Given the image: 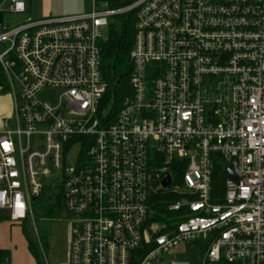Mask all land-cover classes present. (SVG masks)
Returning a JSON list of instances; mask_svg holds the SVG:
<instances>
[{
  "label": "built area",
  "instance_id": "2783aa9c",
  "mask_svg": "<svg viewBox=\"0 0 264 264\" xmlns=\"http://www.w3.org/2000/svg\"><path fill=\"white\" fill-rule=\"evenodd\" d=\"M28 1L0 2V16L25 14ZM98 2L0 23L14 105L0 128V211L35 225V201L61 197L63 264H168L162 255L182 242L204 249L202 264H264V0ZM130 12L132 96L112 115L101 29ZM45 90L57 99L42 101ZM155 197L164 220L154 221Z\"/></svg>",
  "mask_w": 264,
  "mask_h": 264
},
{
  "label": "rangeland",
  "instance_id": "374dc122",
  "mask_svg": "<svg viewBox=\"0 0 264 264\" xmlns=\"http://www.w3.org/2000/svg\"><path fill=\"white\" fill-rule=\"evenodd\" d=\"M41 2V1H40ZM38 5V4H37ZM61 5L66 9L84 10L90 13L92 11V0H62ZM40 6L42 7L43 5ZM108 7L104 2H98V10H104ZM109 9V8H108ZM5 21L15 24V22L26 19V15L21 17L14 14H4ZM111 23L117 22L116 18H110ZM109 29H101L102 39L108 37ZM58 97V91L45 90L39 95L42 101L53 102ZM0 109L2 115L13 118L14 105L10 93L0 90ZM80 148L72 149L68 154V165H76ZM39 201L34 204V221L30 220L29 234L33 241L40 264H63L66 261L67 254V219L65 214L60 217L43 215L39 209ZM0 247L8 249L11 253L10 261L6 264H37L35 258L27 248V242L22 234L21 227L8 220L0 222ZM204 249L200 245L182 242L177 245L170 253L162 255V259L168 264H202L204 260Z\"/></svg>",
  "mask_w": 264,
  "mask_h": 264
},
{
  "label": "trees",
  "instance_id": "16d2710c",
  "mask_svg": "<svg viewBox=\"0 0 264 264\" xmlns=\"http://www.w3.org/2000/svg\"><path fill=\"white\" fill-rule=\"evenodd\" d=\"M4 0H0L2 2ZM105 2L110 10H118L120 8L129 6L138 0H98ZM116 24L110 23L108 26V37L101 40V70L103 79L107 84L106 94L104 96L103 106L108 113L112 115L117 114L121 109L124 101L132 96V88L130 85V75L132 71V64L130 54L133 49L135 39V14L133 12L116 17ZM0 90L2 92L8 91V80L3 68L0 65ZM225 174L222 167L218 169L215 180L213 182V189L216 192H223V184L225 181ZM177 198L170 197V200ZM156 205L154 208V221L164 220L166 218L164 197H155ZM39 203V209L43 215L60 217L65 214L61 197L53 200L52 197H41L35 201ZM8 220L7 215L0 211V222ZM10 222V221H9ZM29 223L19 225L22 234L27 242V248L31 255L40 264L39 256L37 255L31 235L29 234L30 228L27 226ZM11 253L9 250H0V260L10 261ZM217 264H227L220 262Z\"/></svg>",
  "mask_w": 264,
  "mask_h": 264
},
{
  "label": "crops",
  "instance_id": "0c3cea01",
  "mask_svg": "<svg viewBox=\"0 0 264 264\" xmlns=\"http://www.w3.org/2000/svg\"><path fill=\"white\" fill-rule=\"evenodd\" d=\"M41 1V2H40ZM62 0H29L28 5H27V12L25 14H19L18 16H25L31 17L34 20H44V19H51V18H63V17H70V16H77V15H83L87 14L88 12H85L84 10H71L69 8H65L64 6L61 5ZM43 5L42 7L40 6ZM38 4V5H37ZM26 20V19H25ZM24 19H21L15 24H19L23 21ZM2 21L5 25L12 26V23H8L5 21L4 15L2 17ZM2 109H0V112ZM8 111H6L7 113ZM2 115L0 113V128L2 127V122L5 118H8L9 116H6L7 114ZM0 250H8L5 248L0 247Z\"/></svg>",
  "mask_w": 264,
  "mask_h": 264
},
{
  "label": "water",
  "instance_id": "95a60500",
  "mask_svg": "<svg viewBox=\"0 0 264 264\" xmlns=\"http://www.w3.org/2000/svg\"><path fill=\"white\" fill-rule=\"evenodd\" d=\"M2 21V17L0 16V23ZM226 173L229 175V177L233 178L236 180V178L234 177L231 169L228 167L226 170ZM170 184V178L168 177L164 182H163V187H167ZM8 263V260H0V264H6Z\"/></svg>",
  "mask_w": 264,
  "mask_h": 264
}]
</instances>
